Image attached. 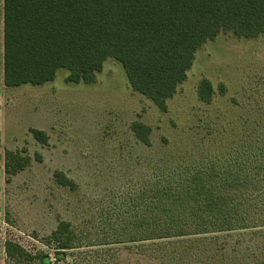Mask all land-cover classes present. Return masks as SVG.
I'll return each instance as SVG.
<instances>
[{"label": "trees", "instance_id": "16d2710c", "mask_svg": "<svg viewBox=\"0 0 264 264\" xmlns=\"http://www.w3.org/2000/svg\"><path fill=\"white\" fill-rule=\"evenodd\" d=\"M0 15L5 87L42 86L62 68L69 70V82L93 83L104 63L114 59L132 89L162 113L168 112L169 100L207 42L221 33L264 36V0H2ZM220 91L226 93L224 85ZM214 94L212 83L202 79L199 100L211 104ZM132 130L150 146L151 128L134 122ZM31 133L48 145L45 131ZM258 141L244 146L239 157L161 175L150 199L135 205L117 238L101 244L129 245L124 249L138 259L113 254L97 264H264V142ZM35 160L42 163V155L36 153ZM31 164L26 148L5 149V182L10 184ZM54 180L72 191L78 187L63 172L54 173ZM231 233L257 235L262 244L234 257L222 240ZM37 240L53 256L33 254L7 239L4 264H94L86 255L76 256L84 254L85 245L69 221H60Z\"/></svg>", "mask_w": 264, "mask_h": 264}, {"label": "rangeland", "instance_id": "374dc122", "mask_svg": "<svg viewBox=\"0 0 264 264\" xmlns=\"http://www.w3.org/2000/svg\"><path fill=\"white\" fill-rule=\"evenodd\" d=\"M69 74L62 68L42 86L5 87L0 63V264L7 239L33 254L53 256L37 238L51 234L63 220L72 223L85 245L77 257L86 255L94 264L113 254L137 260L124 249L129 245L101 244L117 238L135 205L150 199L161 175L239 157L244 146L264 142V36L221 33L207 42L166 113L132 89L114 59L104 63L93 83L69 82ZM202 79L213 85L211 104L198 98ZM134 122L151 128L150 146L136 137ZM32 129L45 131L48 145L37 142ZM24 148L32 164L7 184L3 151ZM56 172L72 179L76 190L58 185ZM258 238L231 233L222 240L235 257L257 251Z\"/></svg>", "mask_w": 264, "mask_h": 264}, {"label": "crops", "instance_id": "0c3cea01", "mask_svg": "<svg viewBox=\"0 0 264 264\" xmlns=\"http://www.w3.org/2000/svg\"><path fill=\"white\" fill-rule=\"evenodd\" d=\"M0 63L3 70V17L0 15Z\"/></svg>", "mask_w": 264, "mask_h": 264}]
</instances>
